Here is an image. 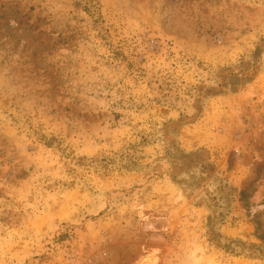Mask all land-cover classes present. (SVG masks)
<instances>
[{
  "label": "rangeland",
  "instance_id": "374dc122",
  "mask_svg": "<svg viewBox=\"0 0 264 264\" xmlns=\"http://www.w3.org/2000/svg\"><path fill=\"white\" fill-rule=\"evenodd\" d=\"M90 262L264 264V0H0V264Z\"/></svg>",
  "mask_w": 264,
  "mask_h": 264
},
{
  "label": "trees",
  "instance_id": "16d2710c",
  "mask_svg": "<svg viewBox=\"0 0 264 264\" xmlns=\"http://www.w3.org/2000/svg\"><path fill=\"white\" fill-rule=\"evenodd\" d=\"M246 194H247V193H246V191H245L244 189L241 190V192H240V195H241V196H240V199H242V200L245 199V197L247 196Z\"/></svg>",
  "mask_w": 264,
  "mask_h": 264
},
{
  "label": "built area",
  "instance_id": "2783aa9c",
  "mask_svg": "<svg viewBox=\"0 0 264 264\" xmlns=\"http://www.w3.org/2000/svg\"><path fill=\"white\" fill-rule=\"evenodd\" d=\"M88 264H99V263H97V262H90V263H88Z\"/></svg>",
  "mask_w": 264,
  "mask_h": 264
}]
</instances>
